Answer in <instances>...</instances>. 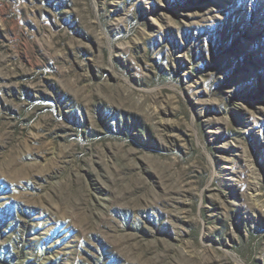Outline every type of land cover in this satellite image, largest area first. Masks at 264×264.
<instances>
[{
    "label": "rangeland",
    "instance_id": "obj_1",
    "mask_svg": "<svg viewBox=\"0 0 264 264\" xmlns=\"http://www.w3.org/2000/svg\"><path fill=\"white\" fill-rule=\"evenodd\" d=\"M0 264H264V0H0Z\"/></svg>",
    "mask_w": 264,
    "mask_h": 264
}]
</instances>
